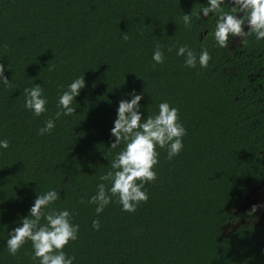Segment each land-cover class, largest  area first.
<instances>
[{
	"label": "trees",
	"instance_id": "16d2710c",
	"mask_svg": "<svg viewBox=\"0 0 264 264\" xmlns=\"http://www.w3.org/2000/svg\"><path fill=\"white\" fill-rule=\"evenodd\" d=\"M203 7L206 0H0V64L10 81L0 84V139L10 143L0 150V264H38L31 242L11 256L5 241L37 194L53 189L60 198L50 208L69 210L80 226L64 249L74 264H264L260 213H237L264 184V97L254 82L264 74V40L217 47L215 18L197 16ZM157 45L162 64L152 60ZM184 45L206 48L208 67H184L176 55ZM82 76L76 113L39 135L61 91ZM35 84L48 100L40 117L24 108V89ZM133 90L143 94L144 117L161 102L179 110L184 147L171 160L157 149V178L134 213L114 199L97 216L89 199L123 147L110 148V130Z\"/></svg>",
	"mask_w": 264,
	"mask_h": 264
},
{
	"label": "clouds",
	"instance_id": "9594fccd",
	"mask_svg": "<svg viewBox=\"0 0 264 264\" xmlns=\"http://www.w3.org/2000/svg\"><path fill=\"white\" fill-rule=\"evenodd\" d=\"M229 11H224L223 6ZM211 14V15H210ZM238 14H242L238 16ZM197 16L199 20L214 17L215 27L213 38L219 48H228L230 42L240 38V43L248 36H254L257 41L264 40V0H206V7L201 8ZM183 23L187 28L193 26L190 13H184ZM247 26L248 31H244ZM176 55L184 58V67L207 68L211 59L206 48H201L199 54L187 45L180 46ZM164 53L157 45L152 54L155 64L164 63ZM5 66L0 64V84L7 87L10 83L5 76ZM86 87L85 77H78L64 88L57 100L54 118H49L39 129V135L51 134L56 127V121L61 117H70L76 113V97ZM128 99H121L116 109L114 126L110 130L112 149H122L110 161L111 170L101 177L96 186V192L89 199L95 205V213L99 216L113 200L121 207V211L134 213L142 202H147L148 193L145 185L157 178L155 171L159 164L157 149H165L169 160L178 156L183 150V138L187 130L180 122L179 110L168 102L158 105L155 115L143 116L141 100L143 94L135 90L126 94ZM24 108L35 117H40L48 111V100L40 84L24 89ZM10 143L0 139V150H7ZM110 185V186H109ZM60 198L53 189L36 196L26 217L20 220V226L8 232L5 241L9 255L15 256L28 242L32 246V259L38 264H74L75 257L68 256L64 249L78 239L79 224L73 222L72 213L67 210H55L51 205ZM261 205H254L252 214ZM44 221L43 223L41 221ZM92 227L99 230V220H93Z\"/></svg>",
	"mask_w": 264,
	"mask_h": 264
},
{
	"label": "flooded vegetation",
	"instance_id": "af4514ba",
	"mask_svg": "<svg viewBox=\"0 0 264 264\" xmlns=\"http://www.w3.org/2000/svg\"><path fill=\"white\" fill-rule=\"evenodd\" d=\"M240 15H242V14H238V16H240ZM246 27V29H247V31H248V28H247V26H245ZM244 27V28H245ZM240 47H242V43H240V38L239 37H236V38H234L231 42H230V44H229V47H228V49L232 52L233 50H239V48ZM259 63H257V65H258ZM248 66H247V70H248ZM260 70L262 71V72H264V67L263 68H260ZM263 76H264V74L263 75H260V74H258L257 75V79L254 81L255 83H256V85H258V87H259V89H260V91H261V95L264 97V78H263ZM252 82H253V80H252ZM253 91L254 92H256L257 91V89H256V87L255 88H253ZM264 188V184H262V186H260V187H257V188H255V189H253L252 191H250L247 195H246V197H245V200L243 201V202H241V204L238 206V210H237V213H240V214H242V213H244V212H251V205L252 204H254V202L253 203H250L249 201L251 200V199H253V198H250L249 197V200H248V202H246V203H249V205L248 206H246V203L243 205V203L245 202V201H247V199H248V196L251 194V193H253V194H255L256 196L254 197V198H256L257 196H258V201L259 200H261V206H264V197H262L261 199H259V197H261L260 195H261V190ZM263 194V193H262ZM242 206H243V208H245L246 210H242ZM239 208L241 209L240 210V212H239ZM250 208V209H249ZM256 212H259L260 214L258 215V218H257V220H259L260 222L261 221H263V218H264V207H258L257 208V210H256ZM244 221H246V220H241V221H238L236 224H238L237 225V227L241 224V223H243ZM235 225V224H234Z\"/></svg>",
	"mask_w": 264,
	"mask_h": 264
},
{
	"label": "rangeland",
	"instance_id": "374dc122",
	"mask_svg": "<svg viewBox=\"0 0 264 264\" xmlns=\"http://www.w3.org/2000/svg\"><path fill=\"white\" fill-rule=\"evenodd\" d=\"M261 197H259V199H261L262 197H264V188L261 190ZM263 193V194H262ZM256 195L255 194H253V193H251L249 196H248V199H247V201H245L244 203H243V205L246 203V202H248V200H249V197L250 198H253V199H251L249 202L250 203H253L254 202V204H252L251 206L253 207L254 205H261L262 203H261V200H259L258 201V196L256 197V198H254ZM249 205V203H246V206H248ZM251 207V208H252ZM250 209V208H249ZM240 208H239V212H240ZM242 210H246L245 208H243V206H242ZM263 222H264V218H263ZM237 226V225H236Z\"/></svg>",
	"mask_w": 264,
	"mask_h": 264
},
{
	"label": "water",
	"instance_id": "95a60500",
	"mask_svg": "<svg viewBox=\"0 0 264 264\" xmlns=\"http://www.w3.org/2000/svg\"><path fill=\"white\" fill-rule=\"evenodd\" d=\"M244 31H245V32H247V29H246V27L244 28Z\"/></svg>",
	"mask_w": 264,
	"mask_h": 264
}]
</instances>
